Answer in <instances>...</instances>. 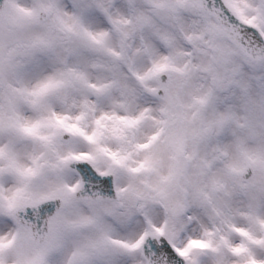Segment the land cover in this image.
Masks as SVG:
<instances>
[{
    "label": "snow or ice",
    "instance_id": "1",
    "mask_svg": "<svg viewBox=\"0 0 264 264\" xmlns=\"http://www.w3.org/2000/svg\"><path fill=\"white\" fill-rule=\"evenodd\" d=\"M0 264H264V0H0Z\"/></svg>",
    "mask_w": 264,
    "mask_h": 264
}]
</instances>
